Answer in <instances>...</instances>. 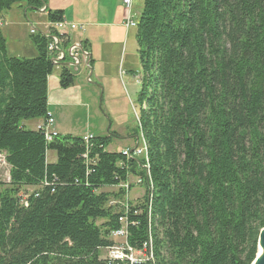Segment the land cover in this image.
<instances>
[{"label": "trees", "instance_id": "1", "mask_svg": "<svg viewBox=\"0 0 264 264\" xmlns=\"http://www.w3.org/2000/svg\"><path fill=\"white\" fill-rule=\"evenodd\" d=\"M47 1L0 0V21ZM44 11L46 22L62 21L61 11ZM29 38L35 57H10L0 30V152L10 167L0 183V264H107L100 252L118 215L107 206L116 194L102 190L130 176L152 186L132 208L143 214H130L139 225L128 237L133 247L151 238L152 264H252L264 229V0H143L136 101L148 179L133 158L106 151L115 134L85 145L24 127L48 120L54 68L49 38ZM74 78L62 66L60 88Z\"/></svg>", "mask_w": 264, "mask_h": 264}, {"label": "rangeland", "instance_id": "2", "mask_svg": "<svg viewBox=\"0 0 264 264\" xmlns=\"http://www.w3.org/2000/svg\"><path fill=\"white\" fill-rule=\"evenodd\" d=\"M19 10L17 15L8 12L3 13L0 21V30L6 41L10 57L31 59L35 57L36 52L29 41V32L31 25L36 27L38 23L33 12L24 14L22 8ZM13 16H17V22L19 23L15 27H12ZM134 29L126 33V38L122 36L121 41L113 45L120 43L121 47L124 45V40H126L127 46L126 48L124 46V51H126L127 55L130 53V55L136 56L138 61ZM115 70L116 68L113 69L109 78L104 80L102 84H99L95 80L87 81L88 70L87 73L83 72L79 77L71 71L75 76L72 87H75L74 97L78 104L76 105V102L71 99L70 101L75 103L68 106L55 107L47 103L49 106L48 112L52 116L54 127L57 128L60 136L81 137L87 134L113 136L115 134L116 137H111V143L106 149L110 153H118L128 149L127 147L133 148L137 144L139 138V106L136 100L140 89L139 82L136 78H131L126 74H116ZM59 72V67H54L52 75L56 76ZM30 122L32 124L26 127L28 130H34L38 125L41 126L42 124L41 119H35ZM139 141V148H142L141 140ZM55 159L56 155L54 152L47 154L46 161L48 163H53ZM9 171L10 167L5 161V153L0 152V183L4 184V186H7L9 183ZM134 179L135 177H129L131 182H134ZM34 190L35 188H23L20 194L29 196ZM102 191L112 192L113 189L105 188ZM143 193V187L134 186L129 192V199L134 201L136 198L141 197ZM101 223L102 221L96 222L97 225ZM105 255L104 251L100 252L101 259Z\"/></svg>", "mask_w": 264, "mask_h": 264}, {"label": "crops", "instance_id": "3", "mask_svg": "<svg viewBox=\"0 0 264 264\" xmlns=\"http://www.w3.org/2000/svg\"><path fill=\"white\" fill-rule=\"evenodd\" d=\"M142 6L143 0H133V12L137 16L140 15ZM18 8H22L24 14L27 12H33L26 11L23 7L15 6L11 8L8 13L17 15L18 11H20ZM45 8L51 11H61L62 21L68 24L77 25L81 28L77 30L68 29L64 35H61L52 26L53 23L46 22ZM45 8L38 12H33L38 26H31L38 32L43 33L49 39L50 37H57L59 40V48L61 50L67 51L71 46H80L83 51L85 50L84 52L90 55L89 67L91 68L92 73L89 81L95 80L99 84H102L104 80L109 78L113 69L116 68V74H126L131 78H136L139 82V61H137L136 56L134 57L130 55V53L127 55L126 51H124L127 46V41L124 40L123 47H120V43L113 45L116 42H120L122 36L126 38V33L132 30H126L123 26L124 12L120 0H48ZM13 18L12 27H15L16 25H19V23L17 22V16H13ZM65 42H67L66 46L64 45ZM74 55H77L79 64L77 67L68 68L79 77L83 72H88V67L86 65L87 58L79 51H75ZM65 62H70V60L67 59ZM53 67H59V69H61L62 66L53 65ZM119 69H121L120 72ZM59 73L56 76L51 74L47 78V103L50 106L55 107L68 106L69 104L73 105V103L76 102V98L74 97L75 87L61 89L59 86ZM70 99L75 102L70 101ZM77 104L78 103L76 102V105ZM48 107L49 106H47V110ZM31 124L32 122L30 121L23 122L25 128ZM54 130L60 136L56 127H54ZM55 161L56 159L53 163H55Z\"/></svg>", "mask_w": 264, "mask_h": 264}, {"label": "built area", "instance_id": "4", "mask_svg": "<svg viewBox=\"0 0 264 264\" xmlns=\"http://www.w3.org/2000/svg\"><path fill=\"white\" fill-rule=\"evenodd\" d=\"M120 2L124 12L123 26L126 30L136 28V20L138 16L133 12V0H120ZM52 26L61 35H64L68 29L77 30L81 28L77 25L68 24L64 21L53 23ZM29 33L30 35H34L37 33V30L31 26ZM49 40L50 42L46 47L47 54L51 59L55 60V63L65 62L68 58L63 60V56L60 51L64 50L59 48L58 38L50 37ZM67 51H69L72 56L78 58L77 55H74V52L78 51L77 46H72ZM67 51H64L66 55ZM70 62L75 64L77 63L76 60H70ZM37 129H43L46 142L52 141L58 135L54 130V122L52 116L49 113L46 123L43 126H38ZM81 137L85 145H88V143H90L93 139L92 134H87ZM122 154L127 158H133L135 161H137L140 164V169L142 171V160L138 142L133 148L123 150ZM134 186L143 187L144 193L141 197L131 201L129 199V192ZM110 188L113 189L112 192L116 194V196L110 198L107 206L112 208L117 213L118 227L107 236V239L111 242V245L103 250L106 254L103 259L107 262V264H148V259L146 256L147 241L136 247L131 246L128 242L129 228L139 225L137 221H131L130 214L132 213L134 216L141 215L143 211L141 209L132 211V208L135 206V204H137V202L144 199L147 190L145 179L144 177H135L134 182H131L128 179L124 183H120Z\"/></svg>", "mask_w": 264, "mask_h": 264}, {"label": "water", "instance_id": "5", "mask_svg": "<svg viewBox=\"0 0 264 264\" xmlns=\"http://www.w3.org/2000/svg\"><path fill=\"white\" fill-rule=\"evenodd\" d=\"M72 47V46H71ZM77 49L78 51L84 56L87 58V62H86V65L88 67V71H89V74L87 76V81H89L90 79V76H91V68L89 67V62H90V55L89 54H86L82 48L80 46H77ZM60 53L62 54L63 56V60H66V58L70 59V60H76L77 63H72V62H62V63H55V60L54 59H50L52 65H61V66H67V67H77V65L79 64V60L78 58L72 56L70 54L69 51H67V55L65 54L64 51H60ZM261 250V254L258 256V253L256 255V258L255 260L253 261L252 264H264V229H262L259 233V236H258V243H257V250Z\"/></svg>", "mask_w": 264, "mask_h": 264}, {"label": "bare ground", "instance_id": "6", "mask_svg": "<svg viewBox=\"0 0 264 264\" xmlns=\"http://www.w3.org/2000/svg\"><path fill=\"white\" fill-rule=\"evenodd\" d=\"M136 25H137V22H136ZM141 140V143H142V148H139L140 149V155H141V158L143 159V161L145 162L144 164H142V169L143 171L145 172V176L146 178L148 179V175H149V167H148V161H147V150H146V147H145V144L142 140V138H140ZM138 147H139V144H138ZM146 184H147V194L148 192H151L152 190V186L150 183H148V180L146 181ZM146 194V195H147ZM149 204L146 205V210H147V213L149 212ZM145 214H146V211H145ZM149 218V217H148ZM150 220V219H149ZM147 222V221H146ZM152 235V234H151ZM149 236V235H148ZM152 241H151V238L148 237L147 239V246H146V256H147V259H148V264H152L153 263V251H152ZM261 254V250L259 249L258 250V256Z\"/></svg>", "mask_w": 264, "mask_h": 264}]
</instances>
